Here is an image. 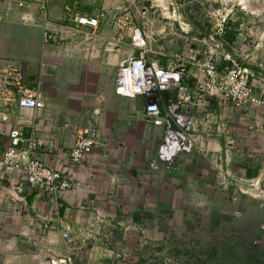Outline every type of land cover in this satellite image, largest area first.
<instances>
[{
    "label": "crops",
    "instance_id": "obj_1",
    "mask_svg": "<svg viewBox=\"0 0 264 264\" xmlns=\"http://www.w3.org/2000/svg\"><path fill=\"white\" fill-rule=\"evenodd\" d=\"M141 2L0 0L1 55L20 66L27 86L44 103L37 111L13 107L9 123L0 127V264H46L52 255L73 264H162V255L152 252L157 237L174 217L183 218L182 226L191 224L190 208L208 215L198 227L213 235L222 218L233 219V232L242 231L244 245L258 249L252 262L264 261V108L239 109L206 96L204 77L188 66L183 85L184 95L192 98L194 147L171 162L162 160L166 125L148 119L142 98L116 93L120 68L141 50L131 46L127 34L117 43L112 21L129 12L138 27L151 22L160 42L151 43L147 60L163 67L174 55L188 53L186 37L198 39L194 44L203 55L214 49V42L186 15L189 36L162 34L167 31L164 20ZM24 17L31 22L24 23ZM77 17L99 19V28L81 27ZM46 31L63 44H46ZM226 36L225 49L239 58L236 49H249L247 57L260 62V69L250 68L257 81H264V55L238 48ZM184 95L165 93L163 116L172 104L186 115ZM12 128L35 141L38 159L71 179V191L54 195L2 168ZM79 133L93 137L95 145L75 166L70 152ZM208 246L191 257L197 263L226 261L225 241L214 239Z\"/></svg>",
    "mask_w": 264,
    "mask_h": 264
},
{
    "label": "built area",
    "instance_id": "obj_2",
    "mask_svg": "<svg viewBox=\"0 0 264 264\" xmlns=\"http://www.w3.org/2000/svg\"><path fill=\"white\" fill-rule=\"evenodd\" d=\"M150 5V9L158 14L165 22L166 32L171 36L189 33L190 25L180 12V5L185 0H141ZM218 0H190L191 4L204 5L205 2ZM245 12L250 8L251 0H234ZM18 2V1H17ZM233 3V0H229ZM23 8L24 3L18 2ZM227 18L216 19L217 28L211 33L214 49H208L203 55L195 46L198 39L186 37L190 43L188 53L176 54L166 67L157 61H148L147 53L150 52L151 43L160 42V34L155 32L151 22L144 23L141 27L129 12L116 16L112 21L113 29L119 33L117 43H123L124 35L131 38V46L141 50L139 56H130L120 68L116 81V93L120 96L137 99L142 98L146 104V114L155 125H166L164 143L159 156L162 160L171 162L180 152H190L194 147L191 133L194 129L191 113L190 96H185L183 83L188 76V66L196 68L204 77L202 90L210 98L230 103L242 109L248 106L264 108V81L256 79L255 72L241 63L237 54L225 49L223 42L227 33ZM24 23L31 19L24 17ZM76 21L81 27L97 30L99 19L91 17H77ZM222 39V41H221ZM46 44L62 45V39L46 31L44 35ZM163 49V48H161ZM221 57L220 62L217 61ZM261 68H264L261 66ZM256 79V80H255ZM255 82H259L258 84ZM182 96L186 104L187 113H178L179 106L172 104L166 116H163L162 106L165 93L175 92ZM13 107L23 110L37 111L44 108V103L38 99L35 90L27 86L26 76L20 66L13 60L1 55L0 42V127L10 121ZM172 122L176 128L172 127ZM8 148L5 150L1 166L6 172L20 173L22 178L32 187L44 189L51 194L59 195L73 189V183L68 176L56 171L37 158L39 146L33 139L27 138L20 129L12 128L8 132ZM95 140L90 135L79 133L78 139L70 152L71 163L81 166L87 156L92 152ZM68 238V235L64 236ZM46 264H73L68 257L52 255Z\"/></svg>",
    "mask_w": 264,
    "mask_h": 264
},
{
    "label": "rangeland",
    "instance_id": "obj_3",
    "mask_svg": "<svg viewBox=\"0 0 264 264\" xmlns=\"http://www.w3.org/2000/svg\"><path fill=\"white\" fill-rule=\"evenodd\" d=\"M234 2V0L233 3L229 2V0H218L205 2L204 5H200L191 4L190 0H185L180 5V12L194 20L197 28H203V31H207L208 33H212V31L218 29L216 19L222 20L223 18H227V30L229 32L233 31V34H237L234 40L237 47L244 48L246 46L251 48L250 51H256L258 56L263 58L264 0H251L250 8H248L247 12L243 11L239 4H234ZM141 4V7H150L146 3L141 2ZM248 50L236 49L241 63L247 67L255 66L260 69V62L257 64L258 60H252V58L247 57L248 54L246 52ZM251 195L255 196L257 194L253 193ZM258 205L260 206V203ZM190 209L194 210L191 216V224L184 222V226H182L181 221L183 218L177 216L173 218L174 222L171 226H168L166 229L164 227L160 231L157 237V248L156 250L152 248L154 250L152 252L162 255L164 259V262H161L162 264H264L263 260H259L260 262L256 263L252 262L251 255L257 254L258 249L250 247L247 244L244 245L245 242L242 241L246 239L244 237L241 238L242 231L236 230L233 232V219L225 220V218H222L221 223L219 222L218 224L217 232L213 235L210 231L203 230L202 227L200 230L198 227L199 223L202 226L204 225V219L208 218V215L201 214V210ZM209 216H211L209 219L213 217L210 214ZM220 226L221 230L224 229V231H219ZM235 227L238 229L239 225L236 224ZM204 234L206 238L203 237ZM214 239L215 243L226 242V246L223 247L222 251L228 255L226 261H220V263H197L196 259H193L191 256L197 255L198 251H201L205 246L211 247L208 244H212ZM236 240H240V244L233 245V242ZM245 258H248V260H245Z\"/></svg>",
    "mask_w": 264,
    "mask_h": 264
},
{
    "label": "trees",
    "instance_id": "obj_4",
    "mask_svg": "<svg viewBox=\"0 0 264 264\" xmlns=\"http://www.w3.org/2000/svg\"><path fill=\"white\" fill-rule=\"evenodd\" d=\"M228 33H229V35H228ZM231 35V37L230 38H228L229 36ZM226 36V35H225ZM236 36H237V34L235 33V34H233V31H231V32H229V31H227V40L229 41V42H234V40H235V38H236ZM225 40H223V42H224ZM232 43H230V45H231Z\"/></svg>",
    "mask_w": 264,
    "mask_h": 264
}]
</instances>
